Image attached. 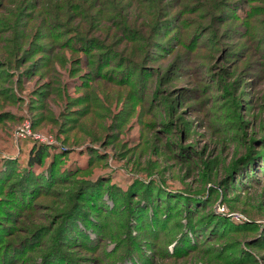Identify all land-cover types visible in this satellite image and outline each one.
Instances as JSON below:
<instances>
[{"label": "rangeland", "instance_id": "1", "mask_svg": "<svg viewBox=\"0 0 264 264\" xmlns=\"http://www.w3.org/2000/svg\"><path fill=\"white\" fill-rule=\"evenodd\" d=\"M263 151L264 0H0V264H264Z\"/></svg>", "mask_w": 264, "mask_h": 264}, {"label": "trees", "instance_id": "2", "mask_svg": "<svg viewBox=\"0 0 264 264\" xmlns=\"http://www.w3.org/2000/svg\"><path fill=\"white\" fill-rule=\"evenodd\" d=\"M83 42H85V41H83ZM95 42H96V40L95 39H90V40H88L86 43H80L78 46V48H83V49H87L88 48V46H90V45H94L95 44ZM103 57L101 56V58L100 59H102ZM49 153V151H47V147L44 145V144H42V143H39V142H33L32 143V145H31V147L29 148V150H28V152H27V156H26V167H24V171H25V174H24V176H23V180H26V178L29 176H31V178H32V172H30L29 170H28V167H31V166H33V165H40L41 163H42V160H43V158L47 155ZM262 154H264V151L262 152V153H258V152H255V156L254 157H252L253 158V162H257L258 160H261L260 158H261V155ZM250 156V155H249ZM7 174V173H6ZM51 177H53L52 176V174H51ZM11 182V181H10ZM84 183V184H83ZM82 184L80 183L78 186H80V187H82V186H84L85 184H86V181H84ZM96 186V184H90V185H88V186H85V187H83V189H86V191H88V193L90 194V197H89V204H87V206H85V207H87V208H83V207H81L80 205H76L75 207L74 206H72L73 205V202H69V205L67 206V210L65 211V210H62L60 213L61 214H59V218H60V228H61V233H63V234H67V236L69 237V238H71V236L73 235V234H76V233H82L83 232V228H81L77 223H76V221H77V219H79L80 221H81V223H82V225L83 226H85L86 224H90L91 226H93V227H95L96 229L98 228V226H99V223H98V221H96L97 219H93L92 218V212H93V206L95 205L96 206V208L98 207V209H97V211H100V207L99 206H101L100 205V201L98 202L97 200L98 199H96L98 196H99V194H100V192H99V190L97 191V188H94ZM20 187V186H19ZM79 187V188H80ZM33 189V187H30V189L26 192L27 193V195H33V194H35V193H32L31 192V190ZM78 188V189H79ZM18 189V188H17ZM83 189H81L80 191H78L77 193H81L82 191H83ZM34 190V189H33ZM20 192H22V191H20ZM31 192V194H29ZM143 196H144V201H143V199H142V201L144 202V204H141V206L138 208V212H140V218L139 219H136L134 222H135V224H139V222H140V219L141 220H144V218H143V215L142 214H144V212H143V207H145L146 205V203H147V199H146V197L148 198V196H149V194L148 193H146V195L145 194H143ZM79 196H77V198H78ZM24 200V199H23ZM1 202H3L2 200H0V207L2 206V203ZM12 202V201H11ZM22 203L23 202H21L20 204L22 205ZM99 205V206H98ZM147 207V206H146ZM148 207L150 208V213H148L147 215H148V220L151 222H153L155 219V216L157 215V212L156 211H154V208H151V206H149L148 205ZM102 208V207H101ZM95 209V208H94ZM103 209V208H102ZM101 209V210H102ZM89 212V213H88ZM10 213H12L13 214V216H11V214ZM16 214V211H14V210H11V211H8V212H4L3 211V213L2 212H0V219H3L4 221L6 220V219H9V220H12V221H14V215ZM151 219V220H150ZM154 219V220H153ZM156 219H157V223H156V228L152 225L151 226V229H147L149 232V234H152V237H154L156 234L158 235V233H160L161 231H163V230H165V228H166V224H167V222H168V218L166 217V213L164 214V215H161V216H158V217H156ZM12 223V222H11ZM10 223V224H11ZM136 226V225H135ZM0 229H2L3 228V230L5 229L6 231H7V229L10 227V226H6V225H4L3 223H1L0 222ZM11 229V228H10ZM146 230V231H147ZM184 232V231H183ZM150 236V235H149ZM34 237V236H33ZM31 238L32 237H26V239L22 242V243H18V245H14V246H16L15 248H17V247H19L20 248V246H30V244H31ZM179 238V237H178ZM181 239H182V236L180 237ZM11 243V242H10ZM176 245H174V247H175ZM16 250V249H15ZM15 250H13V251H15ZM46 253V252H45ZM125 254L126 255H129V257L131 256L130 255V253L128 252V251H126L125 252ZM140 257H141V259H143L144 257L143 256H141L140 255ZM132 258V257H131ZM134 260V259H133Z\"/></svg>", "mask_w": 264, "mask_h": 264}]
</instances>
